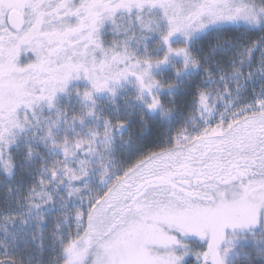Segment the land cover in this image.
I'll list each match as a JSON object with an SVG mask.
<instances>
[{"label": "snow or ice", "instance_id": "1", "mask_svg": "<svg viewBox=\"0 0 264 264\" xmlns=\"http://www.w3.org/2000/svg\"><path fill=\"white\" fill-rule=\"evenodd\" d=\"M0 264H264V0H0Z\"/></svg>", "mask_w": 264, "mask_h": 264}]
</instances>
